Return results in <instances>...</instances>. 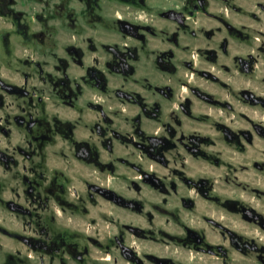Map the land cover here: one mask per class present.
<instances>
[{
  "label": "flooded vegetation",
  "instance_id": "af4514ba",
  "mask_svg": "<svg viewBox=\"0 0 264 264\" xmlns=\"http://www.w3.org/2000/svg\"><path fill=\"white\" fill-rule=\"evenodd\" d=\"M1 264H264V0H0Z\"/></svg>",
  "mask_w": 264,
  "mask_h": 264
},
{
  "label": "rangeland",
  "instance_id": "374dc122",
  "mask_svg": "<svg viewBox=\"0 0 264 264\" xmlns=\"http://www.w3.org/2000/svg\"><path fill=\"white\" fill-rule=\"evenodd\" d=\"M2 258H3V256H2V254L0 253V262H1ZM0 264H1V263H0Z\"/></svg>",
  "mask_w": 264,
  "mask_h": 264
}]
</instances>
